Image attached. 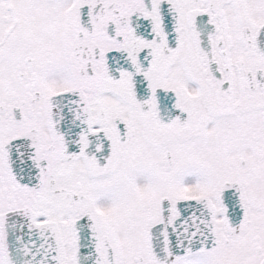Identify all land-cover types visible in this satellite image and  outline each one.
Masks as SVG:
<instances>
[{
	"label": "snow or ice",
	"instance_id": "1",
	"mask_svg": "<svg viewBox=\"0 0 264 264\" xmlns=\"http://www.w3.org/2000/svg\"><path fill=\"white\" fill-rule=\"evenodd\" d=\"M0 264H264V0H0Z\"/></svg>",
	"mask_w": 264,
	"mask_h": 264
}]
</instances>
